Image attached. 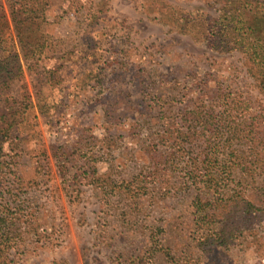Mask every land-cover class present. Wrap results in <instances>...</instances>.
<instances>
[{"label":"rangeland","instance_id":"374dc122","mask_svg":"<svg viewBox=\"0 0 264 264\" xmlns=\"http://www.w3.org/2000/svg\"><path fill=\"white\" fill-rule=\"evenodd\" d=\"M23 8L37 17L26 49ZM262 8L0 0L20 65L0 92L12 264H264V95L234 47L254 38L208 28Z\"/></svg>","mask_w":264,"mask_h":264},{"label":"trees","instance_id":"16d2710c","mask_svg":"<svg viewBox=\"0 0 264 264\" xmlns=\"http://www.w3.org/2000/svg\"><path fill=\"white\" fill-rule=\"evenodd\" d=\"M40 4H38L39 6ZM25 19L21 20V27L18 25L20 20L15 22V24L19 27L18 29V38L19 43L21 45L25 46V49L27 46L30 47V43L32 38L30 36H23L24 31H27L29 28L34 26V21L37 20V17H33L34 13L32 9L29 8H23ZM226 12V11H225ZM223 13L222 17L217 20L216 22H212L208 28L211 30V33L214 36L220 35V37L224 38L225 41H227L234 30H238L239 27L242 31V27H246V31L249 30L252 34L254 40L250 42V37L245 32V29L242 33L239 34V37H241L240 42L238 44L234 45V47H239L243 53L248 57V60L250 62V70L255 78V81L258 84L259 89L261 90L262 94L264 95V8H262L259 12L260 16L259 19H256L253 23L248 24L243 21V12H239V20L241 22H236V20H233L231 23L232 26H229L230 20H229V12ZM190 20H186L184 18L178 17L174 19V24L177 26L178 23L181 25L178 26V28L186 30V25L189 23ZM8 25L7 20L5 19V16H0V92L7 87L8 83L17 75L20 71V65L18 62V57L16 54H14L9 48L5 47L6 39L3 35L5 26ZM249 25V26H247ZM211 34V35H212ZM247 35V36H244ZM43 44H38L37 48H33L30 53H34L36 49L43 50ZM24 49V48H23ZM25 57H28V51L25 52ZM18 73V74H17ZM198 118L197 116H193L192 118H187V122L191 123L192 121H196ZM209 124V123H208ZM210 161V159H208ZM4 167H0V200H4L2 196V190H3V184L2 180H5L6 174H3ZM10 172V171H9ZM2 176H4L2 178ZM8 193H11L12 191L10 189L6 190ZM4 204L7 208H11V205L7 203L6 200H4ZM2 203V202H1ZM1 205V204H0ZM12 209V208H11ZM10 209V210H11ZM14 212V211H13ZM16 215V216H15ZM12 216L17 217V214H13ZM21 216L20 218L22 219ZM19 218V217H17ZM14 241L12 233H6V234H0V264H12V260L9 259V248L11 247V243Z\"/></svg>","mask_w":264,"mask_h":264}]
</instances>
